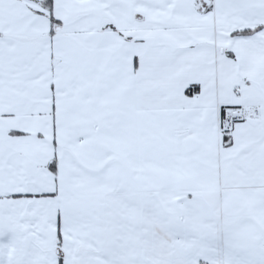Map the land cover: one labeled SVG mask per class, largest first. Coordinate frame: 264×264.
Returning <instances> with one entry per match:
<instances>
[{
  "label": "snow or ice",
  "instance_id": "snow-or-ice-1",
  "mask_svg": "<svg viewBox=\"0 0 264 264\" xmlns=\"http://www.w3.org/2000/svg\"><path fill=\"white\" fill-rule=\"evenodd\" d=\"M0 264H264V0H0Z\"/></svg>",
  "mask_w": 264,
  "mask_h": 264
}]
</instances>
